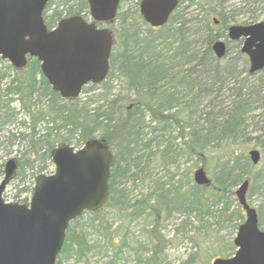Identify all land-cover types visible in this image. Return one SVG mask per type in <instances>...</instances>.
Segmentation results:
<instances>
[{
	"label": "trees",
	"instance_id": "obj_1",
	"mask_svg": "<svg viewBox=\"0 0 264 264\" xmlns=\"http://www.w3.org/2000/svg\"><path fill=\"white\" fill-rule=\"evenodd\" d=\"M230 1L179 0L163 26L151 27L140 17L146 25L143 34L138 17L128 21L129 16L117 12L106 78L120 79L124 105L118 104L122 97L108 102L106 89L83 100L65 99L51 88L36 58L29 57L22 69L0 60V149L8 152L15 146L21 169L29 170L23 190L32 191L35 176L46 170L50 150L60 142L81 146L97 137L113 153L107 202L69 222L55 264L80 261L87 253L101 250L108 256L107 264H121L119 255L129 244L125 225L110 229L100 214L102 208L117 204L129 207L128 218L152 216L157 224L174 214L183 216L175 232L189 241L191 250L181 264H210L211 258L233 252L229 235L243 219L241 208H231L236 202L233 187L246 178L247 195L262 197L257 213L264 229V67L249 73L240 39L227 40L222 58L212 50L214 40L226 38L234 15L245 16L243 23L263 16L264 0L227 5ZM70 13L88 14L87 1L50 0L43 17L52 26ZM213 15L219 19L217 24ZM104 83L88 84L82 93ZM127 101L130 106H125ZM251 142L261 154L256 165L246 148ZM184 154L195 155L201 166L212 169L209 185L189 178L193 166L178 171ZM170 167L177 171L170 173ZM159 169L164 173L159 175ZM25 174L18 173L19 179ZM127 180H138L145 188L133 201L120 186ZM155 223L149 233L158 246L145 260L160 264L166 239ZM88 228L97 229L102 238L90 239ZM222 228H228V233L222 234ZM131 247L136 253L140 248ZM137 261L144 262L140 256Z\"/></svg>",
	"mask_w": 264,
	"mask_h": 264
},
{
	"label": "water",
	"instance_id": "obj_2",
	"mask_svg": "<svg viewBox=\"0 0 264 264\" xmlns=\"http://www.w3.org/2000/svg\"><path fill=\"white\" fill-rule=\"evenodd\" d=\"M48 0H0V58L15 67L36 57L40 70L52 89L63 98L79 95L88 82H101L109 68L112 33L97 27L95 21L114 18L119 0H87L92 21L81 15L61 19L47 28L42 11ZM178 0H140L139 12L145 22L156 27L165 24ZM214 21L217 20L214 18ZM242 38L240 50L248 57L249 73L264 67V20L230 24L227 39ZM215 55L226 54V41L212 43ZM253 164L260 161L258 148L248 151ZM54 171L39 174L27 204L7 202L6 185L15 178L17 158L4 164L0 180V264H54L63 245L68 223L84 210L99 209L108 199L113 155L99 139H91L79 149L61 142L50 150ZM198 185L210 183L206 170L193 171ZM249 180L244 179L235 195L244 210L233 244L235 251L215 257L211 264H264V230L258 226V213L247 199Z\"/></svg>",
	"mask_w": 264,
	"mask_h": 264
},
{
	"label": "rangeland",
	"instance_id": "obj_3",
	"mask_svg": "<svg viewBox=\"0 0 264 264\" xmlns=\"http://www.w3.org/2000/svg\"><path fill=\"white\" fill-rule=\"evenodd\" d=\"M139 1L140 0L121 1L119 4L118 13L123 14V16L125 15L129 16L128 21L131 20V18L138 17L137 26L142 32L141 34H143L144 28L146 27V25L140 22L141 18L139 14ZM237 1L238 0H232L227 5H230L231 2L236 3ZM70 14H73V13H70ZM231 15L232 14H229L230 17ZM213 16L217 17L216 15H213ZM244 19H245V16H242V15L235 16L234 15V17L231 18L229 21L230 23H234V24H242ZM259 20H264V15L260 16V18L257 21ZM118 22L119 20L116 19L115 21L112 22L111 25H109V27L111 26L112 29L114 30V33L116 29L115 26L118 24ZM104 82L105 83L102 87L90 88V89L88 88V90H86L84 93L81 92L79 94V97L82 100L87 97H95L96 94L106 89L110 92V95L108 97V102H111L114 99L118 100L119 98L122 97V99L118 102V104L124 105L125 100H123V98L125 97V92L122 89L123 86H122L120 79L115 77L112 80H109L106 78ZM14 105L18 107L19 104L15 102ZM125 106H130V103L127 101ZM174 133L175 132H173V134ZM178 140L179 139H176V141ZM251 147H256L254 146L253 142L246 145V148H251ZM15 149H16L15 146L8 152L2 151L0 149V166L3 165L2 169L4 167L5 161L9 157L17 156L18 152ZM197 160H198L197 157L193 154L190 156H188L187 154H184V156L181 159L180 168L178 169V171L183 172L185 168L189 166H193L192 168V172H193V170L196 167L201 165V162ZM204 168L207 171V174L210 176L212 169L208 167H204ZM53 169H54V165L50 163L49 165L47 164L46 170H44L41 173L48 174L52 172ZM176 171L177 169L174 167L169 168L170 173L176 172ZM158 172H159L158 173L159 175L164 173L162 169H159ZM192 172L189 174V178H191V180H193ZM18 173H22V174L26 173L25 174L26 177L23 178V180H20ZM16 174H17L16 177L12 181H10V183L6 186L3 192V196L7 200L18 201V199L26 198L27 201H29L31 192L28 189L23 190L24 187L27 186L29 183V178L27 176L29 174V170L27 169L26 166L21 169V166L18 163ZM2 177H3V173H0V180ZM120 186L121 187L125 186V196L129 201H133L134 198L139 197L141 193L145 192L143 183L139 182L138 180H135V181L127 180L124 182V184H121ZM237 187L238 186L233 187V190H235ZM20 188H22L23 191H20L19 190ZM16 194L18 195L17 197H16ZM247 197H248V201L250 202V204L255 206L256 208H257L259 201L262 199L261 195L259 194H253L251 196L248 195ZM237 207L241 208V205L238 203V200L236 198V202L235 201L232 202L231 208L233 209ZM128 209H129L128 206L125 208V206L123 207L117 204L115 206H107V207L102 208L100 214L103 213L105 220L110 226V229H114L115 227L119 225H122V226L123 224L125 225V233L127 234L126 239H128L129 244L125 247L124 254L119 255L120 259L118 260V262L121 264H138L137 257L140 256L141 259L144 260L143 264H148L145 258L150 255L154 247L158 246L157 240L153 236H151L149 233L150 232L149 230H151V228L154 227L153 224L155 222H153L152 216H149L145 219L142 216H135L132 219L128 218V212H127ZM84 215H85L84 221H86L88 215L87 214H84ZM182 218L183 216H180L179 214H174L168 219L161 220L160 222H158V224L155 223L161 235H163V237L166 239L165 245L162 247L163 251L161 252L162 253L161 255H163L164 260L160 264H181L187 259V256L191 250V244L189 243L188 240L183 238V236L180 233L176 234L175 232L176 227H178L179 222ZM87 231H88V237L90 239H94L96 237L102 238V235L98 234V230L95 228H88ZM221 233L227 234L228 228L227 229L222 228ZM234 235L235 233L233 234V236L232 234H230L229 236L234 237ZM132 245L133 247H136L138 245L140 246V248L138 249L139 251H137V253L131 250ZM234 250H235V247L233 248V252ZM107 251H108L107 252L108 255L112 253V250L110 249H108ZM102 252L103 250L96 252V253L89 252L85 255V257L82 260L76 261V262L74 260H69L66 262V264H107L108 256L103 255Z\"/></svg>",
	"mask_w": 264,
	"mask_h": 264
}]
</instances>
